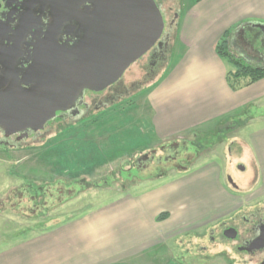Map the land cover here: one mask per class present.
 I'll list each match as a JSON object with an SVG mask.
<instances>
[{"label":"rangeland","instance_id":"374dc122","mask_svg":"<svg viewBox=\"0 0 264 264\" xmlns=\"http://www.w3.org/2000/svg\"><path fill=\"white\" fill-rule=\"evenodd\" d=\"M155 2L163 18V34L170 37L167 67L165 63L160 76L174 62L173 38L186 6L194 0ZM244 36L255 53H264V33L253 29ZM145 62L141 59L133 64L120 83L128 86L140 80ZM158 76L134 89L131 100L125 97L122 104L112 105L102 128L88 125V129L62 132L56 141L54 124L42 142L29 139L18 148L0 150V264H38L36 255L59 256L62 252L84 256L108 245L116 249V243L152 237L162 241L140 257L149 264L264 262V251L250 257L235 249L264 216V197L252 195L260 189L258 166L242 142L264 126V99L237 110L232 127L251 120L233 133L237 145L231 143L234 138L219 143L228 129H213L212 125L202 133L189 134L193 135L190 138L159 141L138 105L145 94L138 93ZM168 142L178 145L165 152L176 160L166 163L162 159L166 155L157 151L161 164L155 160L142 168L135 166L140 153L158 150ZM91 146L98 155L85 163L80 153L89 154ZM52 151H57L56 156ZM65 155L70 157L65 159ZM71 155L77 160L75 165ZM63 161L70 166L63 167ZM233 196H241L242 205L230 211L227 201ZM162 214L166 218L159 221ZM177 224L181 225L179 233L170 238ZM229 226L237 229L239 240L221 235Z\"/></svg>","mask_w":264,"mask_h":264},{"label":"crops","instance_id":"0c3cea01","mask_svg":"<svg viewBox=\"0 0 264 264\" xmlns=\"http://www.w3.org/2000/svg\"><path fill=\"white\" fill-rule=\"evenodd\" d=\"M241 23L244 25L239 27ZM252 25L264 27V0H194L186 6L170 50L175 56L172 66L164 74L157 75L158 78L148 86L146 92L138 93H145L138 105L148 119L156 140L168 141L182 136L190 138L193 135L189 134L198 133L199 130L202 133L208 128L224 126L228 130L219 137L218 142L226 143L227 139L234 138L231 143H239L233 133L236 134L242 125L251 120L238 122L236 127H232L235 124L232 120L237 117V110L240 111L252 101L264 99V79L238 91H231L226 82L227 64L216 54L215 48L226 31L238 26L229 36V51L250 65L264 67V53H255L254 47L244 36L246 31L253 29L264 33ZM248 138L246 141L244 137L242 142L249 154H253L261 183L259 191L252 195L264 197V126L251 132ZM206 172L202 171L209 176L214 173ZM241 199V196L231 197L227 201L229 210L241 206ZM180 226L177 224L171 229L170 238L179 233ZM159 240L162 241L159 237H152L142 238L135 243H116V249L108 245L104 250L84 256L66 252L59 256L36 255L35 260L38 264H149L140 257L148 250L156 249L161 243Z\"/></svg>","mask_w":264,"mask_h":264},{"label":"water","instance_id":"95a60500","mask_svg":"<svg viewBox=\"0 0 264 264\" xmlns=\"http://www.w3.org/2000/svg\"><path fill=\"white\" fill-rule=\"evenodd\" d=\"M86 3L94 7L93 24L65 52V65H61L64 59L59 49L38 53L27 71L34 86L20 90L11 84L0 93V126L8 135L42 131L57 112L74 107L85 90L101 92L114 85L163 34L164 22L155 0H55V16L76 13ZM252 26L264 32L262 25ZM170 146L178 147L177 143ZM226 237L233 240L236 232L229 230ZM254 244L252 249H264V233Z\"/></svg>","mask_w":264,"mask_h":264},{"label":"flooded vegetation","instance_id":"af4514ba","mask_svg":"<svg viewBox=\"0 0 264 264\" xmlns=\"http://www.w3.org/2000/svg\"><path fill=\"white\" fill-rule=\"evenodd\" d=\"M54 5L55 0H0V93L4 92L11 84H15L20 90H29L34 86L35 83H31V75L27 71L33 67L38 53L41 56L44 52L59 49L64 59L61 65H65V58H67L65 52L71 51L78 44L83 37L85 28L91 29L89 26L93 24L91 16H95L92 14L94 9L92 5L83 4L76 13L65 14L61 17L55 16L54 11L56 8ZM77 16L78 20L76 21ZM59 17L60 19H58ZM169 38L168 34H162L159 42L141 58L145 59L146 62L140 70V80L131 82L128 86H123V83H120L119 80L101 92L85 90L74 107L57 112L55 118L46 123L44 129L39 132L26 130L8 135L7 130L0 126V150L18 148L21 143L29 139L32 142H42L45 136L51 132L47 128L54 124H56V133L67 131L70 133L75 132L77 128L88 129L89 126H86L85 123L91 122L90 127L94 128L104 121L106 122L108 109H114L115 107L112 105L116 102L122 104L121 100L125 97H130L129 100H131L133 97L130 95L134 92V89H139L148 84L158 75L167 62ZM26 82H30L31 85L25 86L24 83ZM146 89H148V86L143 91L145 92ZM85 97H87V101ZM119 104L116 106H119ZM97 119L98 123L94 122ZM102 126L99 128H102ZM170 143H165V146L161 145L158 150H148L145 154L140 153L136 158L135 166L142 168L145 164L155 160L157 164H161L160 157L158 156L156 159V153L158 151L164 153L162 155L165 156V152H170L173 149ZM89 150L98 155L96 147L91 146ZM89 154L91 153L89 152ZM176 158L166 155L162 159L164 162L169 163L176 160ZM71 193L72 191L68 190V194L71 195ZM229 230L236 231V237L229 240H239V233L233 226L223 228L221 235L225 238ZM263 233L264 216L253 224L247 237L242 239L235 249L247 253L250 257L264 251V249H252V246H257V244H254L255 240ZM244 262L243 260L242 263L246 264Z\"/></svg>","mask_w":264,"mask_h":264},{"label":"trees","instance_id":"16d2710c","mask_svg":"<svg viewBox=\"0 0 264 264\" xmlns=\"http://www.w3.org/2000/svg\"><path fill=\"white\" fill-rule=\"evenodd\" d=\"M234 29L235 28H233L232 30L226 31L222 35L220 40L218 41V43L216 45V48H215L216 54L221 59H223L225 61V63L227 64V66L229 67V69L227 70V73H226V82H227V85H228L229 89L231 91H233V92L238 91V90H240V89H242L244 87L250 86V85H252V84L264 79V67L258 68V67L251 66L246 61H244L243 59H241L239 57H236L234 54H232L229 51L228 39H229V36H230L231 32ZM94 122L98 123V119L95 120ZM90 123L85 124V125L86 126L91 125ZM85 125H82V126H85ZM100 126L101 125L99 124L96 127L99 128ZM67 132H65V133H67ZM61 136L62 135H59V132H58V133L54 134L53 138L55 140L57 139L56 141H58L61 138ZM136 137L134 135V139H137ZM46 139H48V138H46ZM55 140H53V141H55ZM51 153L56 156L57 151H52ZM90 153L91 154H85V155H84V153H82V154L80 153L81 156H82V160H84L85 163L86 162L89 163L88 160H86V159H89V158L94 156L93 151H90ZM71 156L73 157L72 162L75 165V162H77V160H76V158H74V155H71ZM67 157H68V155L64 156L65 159ZM50 159H52V157ZM62 163L65 165L63 167L70 166V164H68L67 161H63ZM71 165H72V163H71ZM165 218H166V215L162 214L158 218V220L159 221L160 220H164Z\"/></svg>","mask_w":264,"mask_h":264}]
</instances>
